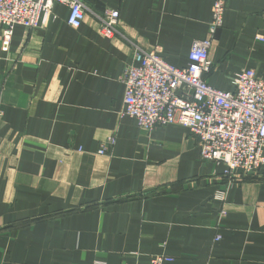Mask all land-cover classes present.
<instances>
[{
	"label": "crops",
	"instance_id": "0c3cea01",
	"mask_svg": "<svg viewBox=\"0 0 264 264\" xmlns=\"http://www.w3.org/2000/svg\"><path fill=\"white\" fill-rule=\"evenodd\" d=\"M84 1L119 10L122 32L176 67L208 36L214 4ZM227 1L205 78L231 91L243 69L264 78V0ZM69 15L54 4L45 25H17L0 45V264H264V178L228 186L188 128L147 131L123 115L133 48Z\"/></svg>",
	"mask_w": 264,
	"mask_h": 264
},
{
	"label": "built area",
	"instance_id": "2783aa9c",
	"mask_svg": "<svg viewBox=\"0 0 264 264\" xmlns=\"http://www.w3.org/2000/svg\"><path fill=\"white\" fill-rule=\"evenodd\" d=\"M54 4L69 7L70 26L78 28L91 16L102 36L121 37L133 48L121 78L125 86L123 115L135 118L147 131L176 123L188 128L198 141L202 160L226 167L228 186L264 178V78L254 69H243L232 78L231 91L217 89L205 78L212 69L210 52L224 24L227 0H214L208 36L193 42L185 67L168 64L159 49L147 50L129 39L120 29L119 10L107 8L98 13L84 0H0L2 50H9L17 25L31 30L45 25ZM114 143L115 137L109 136L100 153ZM226 190H218L216 199L224 202ZM172 261L165 254H155L150 264Z\"/></svg>",
	"mask_w": 264,
	"mask_h": 264
}]
</instances>
